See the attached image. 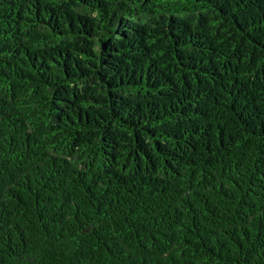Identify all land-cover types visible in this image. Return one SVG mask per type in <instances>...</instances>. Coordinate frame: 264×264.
Returning a JSON list of instances; mask_svg holds the SVG:
<instances>
[{
	"label": "trees",
	"instance_id": "obj_1",
	"mask_svg": "<svg viewBox=\"0 0 264 264\" xmlns=\"http://www.w3.org/2000/svg\"><path fill=\"white\" fill-rule=\"evenodd\" d=\"M0 264H264V0H0Z\"/></svg>",
	"mask_w": 264,
	"mask_h": 264
}]
</instances>
